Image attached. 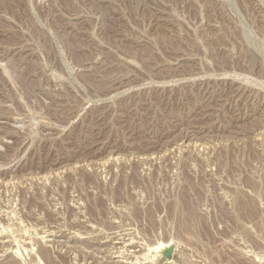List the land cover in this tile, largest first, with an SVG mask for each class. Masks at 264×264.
Returning <instances> with one entry per match:
<instances>
[{
  "label": "rangeland",
  "instance_id": "1",
  "mask_svg": "<svg viewBox=\"0 0 264 264\" xmlns=\"http://www.w3.org/2000/svg\"><path fill=\"white\" fill-rule=\"evenodd\" d=\"M0 264H264V0H0Z\"/></svg>",
  "mask_w": 264,
  "mask_h": 264
},
{
  "label": "bare ground",
  "instance_id": "2",
  "mask_svg": "<svg viewBox=\"0 0 264 264\" xmlns=\"http://www.w3.org/2000/svg\"><path fill=\"white\" fill-rule=\"evenodd\" d=\"M252 182V181H251ZM249 184H253V183H249ZM187 206V205H186ZM189 208V207H188ZM188 212H189V215H191V216H194L195 214H194V211L193 210H191V209H189L188 210ZM53 235V234H52ZM43 246V245H42ZM170 246H172L171 244H168L166 247H168V248H170ZM42 249H44V248H41V253H42ZM45 250V249H44ZM43 250V251H44ZM26 252V251H25ZM45 254V252H43V255ZM47 254H48V252H47ZM47 254H46V256H47ZM43 255H42V258H44V257H46L45 255H44V257H43ZM49 256V255H48ZM125 256V255H124ZM46 259H48V258H46Z\"/></svg>",
  "mask_w": 264,
  "mask_h": 264
}]
</instances>
